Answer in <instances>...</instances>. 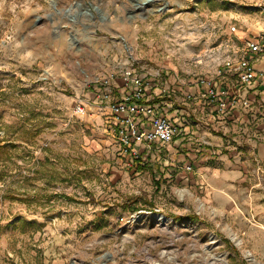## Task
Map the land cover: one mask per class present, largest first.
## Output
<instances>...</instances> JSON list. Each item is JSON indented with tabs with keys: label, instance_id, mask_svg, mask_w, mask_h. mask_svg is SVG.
Segmentation results:
<instances>
[{
	"label": "rangeland",
	"instance_id": "1",
	"mask_svg": "<svg viewBox=\"0 0 264 264\" xmlns=\"http://www.w3.org/2000/svg\"><path fill=\"white\" fill-rule=\"evenodd\" d=\"M141 1L0 0V264H264V195L222 202L214 177L264 169L242 125L202 105L192 149L183 132L136 159L92 102L98 78L119 98L127 67L161 75L170 96L148 95L174 99L183 129L184 88H235L226 62L264 35V0Z\"/></svg>",
	"mask_w": 264,
	"mask_h": 264
},
{
	"label": "built area",
	"instance_id": "2",
	"mask_svg": "<svg viewBox=\"0 0 264 264\" xmlns=\"http://www.w3.org/2000/svg\"><path fill=\"white\" fill-rule=\"evenodd\" d=\"M244 43V54L226 62V67L234 71L237 77L235 92L219 86L211 79H202L196 92L189 91L184 95L186 99L195 100L203 106L210 104L221 115H226L239 106H252L257 101L256 97L251 95L252 85L259 72L250 55L255 59L264 57V35L247 37ZM260 74L264 80V68ZM114 78V75L110 74L95 80L96 90L92 102L99 110L108 109L114 115L111 123L124 154L136 159L141 158L142 144L145 145L144 149L149 150L153 149L152 145L155 144L165 148L174 141L177 134L186 132V126L181 129L182 126L177 120L166 113L167 110L173 109L174 99L158 100L157 97L148 95L151 88H163L168 93L166 95L170 96L171 86H167L168 81L165 78L155 75L147 79L135 69L127 67L122 73V94L119 98L113 96ZM75 112L84 114L85 105L78 102Z\"/></svg>",
	"mask_w": 264,
	"mask_h": 264
},
{
	"label": "crops",
	"instance_id": "3",
	"mask_svg": "<svg viewBox=\"0 0 264 264\" xmlns=\"http://www.w3.org/2000/svg\"><path fill=\"white\" fill-rule=\"evenodd\" d=\"M250 58L255 62V66L259 72L258 76L253 82L251 91V95L255 96L257 101L250 107L239 106L226 113V115H221L217 110L211 107L209 110L212 111V114L209 115V120L212 122L217 121L219 125L222 124L223 121L227 122L229 120L236 129L239 127V125H242L241 128H243V130L247 132L248 136H250V139H247L249 144L246 146L250 147V150L252 151L256 150V154L252 152V158L258 162L261 161L264 168V80L260 74V71L264 68V57L255 59L253 55H250ZM233 85L235 86V83H233ZM197 89L198 88H192L191 90L186 87L184 88V95L189 91L196 92ZM231 90L235 92L236 87ZM188 105H193L194 107H187ZM201 106L202 105H200L197 101L193 102L186 99L184 96V127L186 126V132L184 133V151L189 148L192 149L191 147H188L190 142H187V138L189 133L192 131L191 129L194 128V124H196L194 121L191 123L188 119L194 114L193 112L198 114L201 111H204L201 109ZM179 109L180 108L176 107L175 105L173 112L177 113L179 112ZM177 115H173L172 118L177 120L178 123H182L183 117H179ZM215 142L218 141L216 140ZM181 143L182 140L175 138L174 141L165 148L170 151V147L173 146L171 150L177 151ZM141 146L145 147L144 144ZM155 146L160 148L156 144L153 147ZM190 153L191 152H185L184 159L185 155L190 156ZM191 155L193 154L191 153ZM214 177L224 179L223 182H217L219 183L218 188L221 189L225 194V196L221 197L222 202L232 204L233 201L235 202V200L238 199V193H240V197H244L245 195L246 201L252 204L258 199H261L264 195V169H261L260 166L257 169L248 170L243 168L241 165L233 164L230 170L224 172L219 170L216 174H214ZM237 182L245 183L244 189H240L237 186ZM242 190H245V194L241 192Z\"/></svg>",
	"mask_w": 264,
	"mask_h": 264
},
{
	"label": "water",
	"instance_id": "4",
	"mask_svg": "<svg viewBox=\"0 0 264 264\" xmlns=\"http://www.w3.org/2000/svg\"><path fill=\"white\" fill-rule=\"evenodd\" d=\"M148 1H152V0H148ZM93 9H94L95 11H97V12L100 11V9H99V7H98L97 5H93ZM88 11H89L91 14H93L92 11H91L90 9H88Z\"/></svg>",
	"mask_w": 264,
	"mask_h": 264
},
{
	"label": "bare ground",
	"instance_id": "5",
	"mask_svg": "<svg viewBox=\"0 0 264 264\" xmlns=\"http://www.w3.org/2000/svg\"><path fill=\"white\" fill-rule=\"evenodd\" d=\"M55 2V0H53V3ZM148 3V0H143V1H141V2H139V6H141V5H145V4H147ZM90 14V13H89ZM161 220L163 219L164 220V218H160Z\"/></svg>",
	"mask_w": 264,
	"mask_h": 264
}]
</instances>
